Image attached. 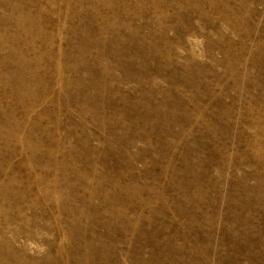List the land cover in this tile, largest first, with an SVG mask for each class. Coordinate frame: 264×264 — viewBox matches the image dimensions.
Masks as SVG:
<instances>
[{"label":"rangeland","instance_id":"obj_1","mask_svg":"<svg viewBox=\"0 0 264 264\" xmlns=\"http://www.w3.org/2000/svg\"><path fill=\"white\" fill-rule=\"evenodd\" d=\"M0 264H264V0H0Z\"/></svg>","mask_w":264,"mask_h":264}]
</instances>
